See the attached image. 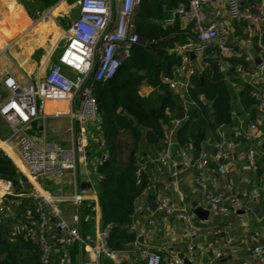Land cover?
Returning <instances> with one entry per match:
<instances>
[{
    "label": "built area",
    "instance_id": "built-area-1",
    "mask_svg": "<svg viewBox=\"0 0 264 264\" xmlns=\"http://www.w3.org/2000/svg\"><path fill=\"white\" fill-rule=\"evenodd\" d=\"M57 1L51 8L57 6ZM247 0H187L186 4L168 10L169 17L161 24L171 26L177 20L181 27H189L186 43L175 44L170 53L180 59L172 78L164 77L173 93H178L185 102L186 93L191 87L190 77L195 67L200 66L201 58L207 49L213 47L220 58L245 55V49L254 41L264 43V19L255 10L245 8ZM141 0H78L79 15L63 31L65 44L43 76L37 75L36 81H30L18 64L10 59L12 67L0 71V125L6 132L0 137V150L12 158L15 167L32 186L30 196L34 202L35 219L29 220L20 227L24 237L34 243L40 250V264H50L53 244L48 240V233L53 230L60 237L61 247L81 244L95 256L94 261L82 264H100L99 258L113 260L116 251L106 246L109 226L102 227L97 236L98 245L90 246L78 226V213L68 221L57 206L59 203H77L83 201L84 195L98 193V183L102 176L97 169L107 161L104 137L100 132L101 118L97 113L93 95L95 85L112 78L118 68L130 57L135 45L143 40L135 32V15ZM47 14L39 20L45 19ZM237 28L243 38L233 37ZM168 37L166 40L171 39ZM12 42L2 41L0 54L5 53ZM193 55V59L190 58ZM231 66L227 61L221 62L220 70L226 71ZM12 70H18L21 79H17ZM233 70L252 87L251 96L257 99L258 114L246 129L236 130L235 135L246 142V158L254 162L259 157L264 145V61L251 70L236 66ZM48 105L53 110L48 111ZM65 119L67 122V142L62 144L48 141L45 127L50 120ZM185 118L173 119L165 131L175 130ZM35 124L39 131H35ZM217 140L213 144L216 155L227 158V136L217 131ZM97 145L98 155L91 159L88 148ZM9 147L10 153L7 152ZM157 170L169 178L177 176L176 164L169 151L161 149L156 154ZM203 157L194 163L199 170L204 166ZM82 169L84 183L88 188L81 190L79 169ZM140 167L138 174L142 172ZM215 173L225 177L226 165L220 164ZM46 179L55 183L57 192L51 194L43 191L39 181ZM68 179L70 191H65V180ZM0 218L14 215L20 206L18 195H14L9 181L0 180ZM194 183L201 189L202 198L211 210L225 214L237 212L243 207L242 200L230 183L215 193L207 191L204 180L196 177ZM160 184L153 177L147 190H153ZM167 184H162L157 200V211L166 217H173L184 223L183 233L192 234V217L184 209H173L168 202ZM247 201L260 202L256 194L246 196ZM92 212L100 214V207L89 204ZM141 209V208H138ZM244 252L264 263V247L253 236L247 237ZM227 247L234 244L232 238L225 242ZM214 257L223 259L225 254L214 251ZM190 262L197 264V256L191 245H187L184 255ZM134 260L144 264H183L177 256L165 258L161 253L145 248H137Z\"/></svg>",
    "mask_w": 264,
    "mask_h": 264
},
{
    "label": "trees",
    "instance_id": "trees-1",
    "mask_svg": "<svg viewBox=\"0 0 264 264\" xmlns=\"http://www.w3.org/2000/svg\"><path fill=\"white\" fill-rule=\"evenodd\" d=\"M31 19H36L59 0H16ZM72 1V0H69ZM187 0H141L135 15V32L143 44L135 45L130 57L122 63L109 80L95 85L93 95L97 113L101 118L100 132L104 137L108 159L97 169L102 179L98 183L100 223L109 226L106 246L112 251H126L136 243V234L131 230L135 201L145 192L151 198L161 191V184L147 190L156 173L143 168L137 173L150 151L165 149V128L173 119L185 118L175 130L176 148L190 150L195 163L201 154V146L208 135L217 139L219 127L246 129L258 114L257 99L251 96L252 87L233 68L240 66L249 70L251 63L245 56L220 58L211 47L201 58V66L195 67L190 77L191 87L185 102L178 93H173L163 82L172 78L180 59L170 53L175 44H184L189 29L181 30L177 20L171 26L161 22L169 17L168 10L186 4ZM250 4L256 5V2ZM187 32V33H186ZM171 39L166 40L168 37ZM263 43V42H262ZM264 44V43H263ZM262 44V45H263ZM253 48L259 50L257 41ZM264 61V53L261 56ZM227 61L230 68L220 70L221 62ZM231 83L240 86L237 99L240 109L233 107ZM148 87V96L141 88ZM154 115L151 117L150 112ZM244 118L242 124H233V118ZM0 180L9 181L13 194L19 196L20 206L14 215L0 218V264H40V250L24 237L20 230L29 220L35 219L33 189L11 160L0 150ZM82 218L89 219L81 227V234L89 228L92 212L86 203L81 205ZM100 264H113L102 258ZM160 264H166L163 260Z\"/></svg>",
    "mask_w": 264,
    "mask_h": 264
},
{
    "label": "crops",
    "instance_id": "crops-1",
    "mask_svg": "<svg viewBox=\"0 0 264 264\" xmlns=\"http://www.w3.org/2000/svg\"><path fill=\"white\" fill-rule=\"evenodd\" d=\"M77 1L62 0L57 6L49 8L46 13L42 14H47L45 19H41L42 24L36 22L37 24L35 25L34 22L36 20L31 19L24 7L16 0H0V31L8 30V28L21 31L16 34V40L21 38L16 43L18 41L21 43L22 37L30 31L28 36L33 37L30 40V44L33 47L39 46L38 48L42 50L39 58L33 57L34 50L31 48H25L23 52H19V49H14L11 53L13 46H15L12 40L13 46L10 47L11 50L9 48L5 53L0 54V71L3 68L10 69L12 67L11 59L19 65L30 81L35 82L37 75L43 76L48 66L56 58L49 59L52 52L51 49L44 50L43 44L46 43V36L52 31V27L55 26V29L59 27V32L54 41L57 42L62 38L63 31L68 29L79 15ZM251 2H256V5L250 4ZM244 6L257 11L264 19V0H247ZM69 8H73V14H70ZM59 18L66 24L65 28L59 26L60 23L56 21ZM51 19L54 20L51 21ZM180 29L188 30L189 27L180 26ZM230 29L234 31L233 37H245L237 28L233 27ZM8 37L7 35H0V48L2 40L5 41V38ZM262 44L261 42L257 43L259 50L254 49L253 45L245 49L244 56L246 61L251 63L249 70L257 66L255 64L256 61L260 63V58L264 53V44ZM12 73L17 79L22 78L18 70H12ZM30 76L33 78L31 79ZM261 85L264 86V81H262ZM230 87L233 95V108L239 110L237 93L240 90V86L236 85V83H231ZM142 89H146L145 93L141 91L144 96H148L151 92L148 87H143ZM51 110H53L52 105H48V111L51 112ZM234 118L237 119V124L244 122V118H237L236 116ZM34 128L35 131H39L40 126L35 124ZM66 128L67 122L65 119L50 120L45 127L46 138L64 144L67 142ZM218 131L224 132L227 136L226 159H221L216 155L213 144L217 139L215 140L212 135H208L201 146L200 154V158L203 157L205 164L202 168L196 170L190 150L176 148L175 132L167 130L165 131V148L169 151L172 161L176 164L177 176L169 178L164 173L159 172L156 163L157 153L154 154L152 151H150V157L143 160L140 164L142 168L150 167L156 173L161 185H168L166 196L169 205L176 210L184 209L191 215L194 226L193 233H183L184 223L182 221L173 217L163 216L157 209L152 210L150 208V201L157 205V200L161 193L157 192L155 197L151 198L148 192H145L135 201V211L132 216L131 230L136 234V243L129 250L117 251L114 259L110 260L113 264H144L134 260V253L137 248L159 252L165 258L178 257L180 254L184 256L187 245L193 247L197 256V264H261L245 253L243 246L247 241V237L253 236L264 247V145L259 157L254 162H249L246 158V142L235 135V128L221 126ZM4 136H6V132ZM87 150L91 159L98 155V148L95 144H91ZM2 152L13 163L12 158L4 151ZM7 152L10 153L9 147ZM220 164L226 165L227 173L225 177L215 173ZM79 174L80 184H82L85 180L82 176L81 168L79 169ZM196 177H201L204 180L207 191L211 193L222 190L226 183H230L242 200V209L225 214L210 210L206 221L199 220L193 214L191 202L195 201L204 208L208 205L202 198L200 187L194 183ZM46 181H44L43 185L47 188L39 184L42 190L56 194V186L55 189H52L51 184ZM88 187L89 185L87 184L85 188ZM85 188H81V190ZM65 191H70L68 179L65 180ZM249 194H256L260 198V202L247 201L246 196ZM83 203H86L87 207L89 204L99 206L98 193H96V196L85 194L83 201L79 205L72 202L57 204L68 221H71L72 216L78 213L80 233L83 221L89 222V219L82 218L81 205ZM101 228L100 214L92 212L89 228L84 231V235H81L93 247L98 245L97 236ZM228 238H232L234 241V244L230 247L225 244ZM48 240L54 245L50 256V264H82L84 261L95 260L94 254L84 245L74 244L67 248L61 247L60 237L53 230L49 231ZM214 251L224 253L225 257L223 259L215 258ZM102 258H99V263Z\"/></svg>",
    "mask_w": 264,
    "mask_h": 264
},
{
    "label": "rangeland",
    "instance_id": "rangeland-1",
    "mask_svg": "<svg viewBox=\"0 0 264 264\" xmlns=\"http://www.w3.org/2000/svg\"><path fill=\"white\" fill-rule=\"evenodd\" d=\"M51 8V7H50ZM70 9V8H69ZM49 10V8L48 9H46V10H44L40 15H39V17L38 18H36L35 20V22H34V24L36 25L37 23H40V24H42V22H41V20H39V18L42 16V14L45 12H47ZM52 13V12H51ZM56 13V12H55ZM54 13V14H55ZM70 14H73V8L72 9H70ZM54 19H51V21H53ZM50 21V22H51ZM57 22H59L60 24H59V26L60 27H62V28H65V23L59 18V19H57L56 20ZM37 22V23H36ZM21 30H23V29H21ZM19 32H21V31H17V30H15V29H9L8 28V30L6 29L5 31L3 30V31H0V35L1 36H4V35H7V36H9L8 38H5V41H7V42H13L14 41V45L15 46H13L12 44H11V47L13 46V48H12V50H11V48H10V50H11V53L14 51V49H19V52H23L24 51V49L25 48H31V49H33L34 50V52H33V57L34 58H39V56L41 55V53H42V50L41 49H39L38 47L39 46H35V47H33L31 44H30V40L33 38V37H31V36H28V34L30 33V31H28L23 37H22V40H21V43L18 41L17 43H16V41L18 40V39H21V38H18L17 40H16V38H17V35L16 34H18ZM59 32V27H57V29H55V26H53L52 27V31L51 32H49V34L46 36V38L47 39H45L46 40V43L45 44H43L44 45V50H46V49H51V53H50V58L49 59H54V57H56L57 55H58V53L60 52V50L62 49V47L64 46V44H65V40H64V38H61L60 40H58L57 42L56 41H54V38H56V35H57V33ZM45 34H46V32H45ZM27 35V36H26ZM13 40V41H12ZM3 41V40H2ZM56 42V43H55ZM17 45V46H16ZM22 47H21V46ZM17 47V48H16ZM29 75V74H28ZM32 75V74H31ZM30 78L32 79L33 77L32 76H30ZM142 91V93H145L146 92V89H142L141 90ZM5 135V132L4 131H2L1 130V125H0V137L1 138H4V137H2V136H4ZM49 138V137H48ZM48 141H50L51 142V140H49V139H47ZM54 142V141H53ZM44 181H46L45 179H43ZM43 180H40L39 181V183L44 187V188H47V187H45L43 184H44V181ZM46 182H49V184H51V187H53L52 189H55V186L56 185H54L55 183L54 182H52V181H46ZM54 192H55V190H54Z\"/></svg>",
    "mask_w": 264,
    "mask_h": 264
},
{
    "label": "water",
    "instance_id": "water-1",
    "mask_svg": "<svg viewBox=\"0 0 264 264\" xmlns=\"http://www.w3.org/2000/svg\"><path fill=\"white\" fill-rule=\"evenodd\" d=\"M190 58H191V59L194 58L192 54H190ZM255 64L258 65V64H259V61H256ZM230 111H233V107H232V105H231V107H230ZM150 115H151V117H153L154 113L151 111V112H150ZM214 123H215L216 127H221V126H222V124L220 123V121L218 120L217 117H214ZM233 124H234L235 126L237 125V119H236V118L233 119ZM85 186H86L85 183H82V184H81V188H85ZM12 192H13V190H12ZM149 206H150V208H151L152 210H155V209L157 208L156 204L153 203V202H151V201H150V203H149ZM191 208H192V210H193V214H194V216L197 217L199 220H202V221H206V220H207V218H208V216H209V213H210V210H211L209 206H207L206 208L201 207V206H199L198 203L195 202V201L191 202ZM178 257H179V259L182 260L183 264H194V263L190 262L187 258H185V257H184L183 255H181V254L178 255Z\"/></svg>",
    "mask_w": 264,
    "mask_h": 264
},
{
    "label": "bare ground",
    "instance_id": "bare-ground-1",
    "mask_svg": "<svg viewBox=\"0 0 264 264\" xmlns=\"http://www.w3.org/2000/svg\"><path fill=\"white\" fill-rule=\"evenodd\" d=\"M0 185H3V183H0Z\"/></svg>",
    "mask_w": 264,
    "mask_h": 264
}]
</instances>
